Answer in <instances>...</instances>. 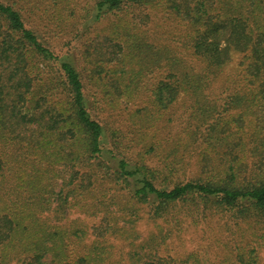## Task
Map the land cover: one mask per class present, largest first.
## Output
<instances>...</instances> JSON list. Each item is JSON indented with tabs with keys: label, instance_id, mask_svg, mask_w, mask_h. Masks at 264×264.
I'll list each match as a JSON object with an SVG mask.
<instances>
[{
	"label": "trees",
	"instance_id": "trees-1",
	"mask_svg": "<svg viewBox=\"0 0 264 264\" xmlns=\"http://www.w3.org/2000/svg\"><path fill=\"white\" fill-rule=\"evenodd\" d=\"M16 5L0 0V264H107L110 237L127 247L118 264H207L163 255L171 230L144 236V209L170 229L254 218L264 238V0H94L90 20L108 21L86 41L87 74ZM162 12L187 25L191 57L144 27ZM232 50L241 67L215 87ZM143 96L129 115L140 129L181 98L189 108L177 137L139 141L134 163L135 140L107 142L92 109ZM231 251L233 264H264L257 246Z\"/></svg>",
	"mask_w": 264,
	"mask_h": 264
},
{
	"label": "rangeland",
	"instance_id": "rangeland-1",
	"mask_svg": "<svg viewBox=\"0 0 264 264\" xmlns=\"http://www.w3.org/2000/svg\"><path fill=\"white\" fill-rule=\"evenodd\" d=\"M94 0H75L74 3H67L66 0H17V7L21 10L27 25L36 28L43 41L51 47L57 54L68 56L72 58L78 65L80 71L84 70L85 66L82 54L85 48H89L92 52V47L86 44V41L94 35V32L104 27L105 22H97L93 24L90 20L95 11ZM88 6V7H86ZM86 7V8H85ZM59 9L57 16L53 17V10ZM89 9V13L87 10ZM59 16V17H58ZM165 12L159 13L156 17L152 15L151 20L145 22L144 25L150 34L159 37V39H167V43L172 44L176 49L185 51L188 57L190 51L182 45L187 41L186 33L188 27L178 18L171 16ZM143 20H146L144 18ZM152 35V36H153ZM185 38L186 41H183ZM188 43V41H187ZM107 44V42H106ZM232 59L222 67V72L219 73L220 79L215 83V87L219 86L221 81L225 80L241 67L242 54L237 50H232ZM90 99L92 93L90 92ZM145 96V95H144ZM137 98L134 101L119 102L115 108L103 109L100 104L93 107L92 113L95 117L103 120L105 125V136L107 142H111L116 136H129L130 139L135 140V148L131 151L133 153L132 161L135 163L140 158L138 155L137 143L139 141L148 142L160 138L172 140L171 133H176V130L181 127L185 128L187 121L188 103H183V98L177 101L172 108L165 110L163 116L156 122V124L148 128H139L137 125L132 126L129 119L130 113L138 107L146 104V97ZM177 128V129H176ZM187 132L183 133L186 136ZM177 137V134L176 136ZM136 138V139H134ZM164 154L156 156L145 157L148 158L149 164H158L163 162L161 157ZM143 217L139 220V229L144 236L156 232H168L167 240L162 245L161 252L168 257L183 258L188 253L196 252L198 260H202L207 264H233L236 260L231 248L236 243H248L252 246H257L261 259L264 260V238L258 232V225L254 218L235 220L230 217V214L216 213L203 224L195 225L190 220L185 223V227L181 229H170L166 221L161 219H153L149 217L147 210L144 209ZM77 216L85 217L90 225L99 222L97 215H85L73 210L70 217ZM110 240L115 243L113 247V257L111 263L118 264L117 259H120L122 254L126 255L127 247L123 241L110 237ZM121 260L120 264H130L127 261Z\"/></svg>",
	"mask_w": 264,
	"mask_h": 264
}]
</instances>
